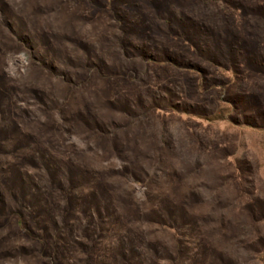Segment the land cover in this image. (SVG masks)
Here are the masks:
<instances>
[{
	"label": "rangeland",
	"instance_id": "374dc122",
	"mask_svg": "<svg viewBox=\"0 0 264 264\" xmlns=\"http://www.w3.org/2000/svg\"><path fill=\"white\" fill-rule=\"evenodd\" d=\"M0 264H264V0H0Z\"/></svg>",
	"mask_w": 264,
	"mask_h": 264
}]
</instances>
